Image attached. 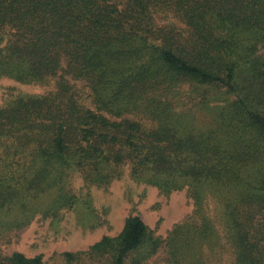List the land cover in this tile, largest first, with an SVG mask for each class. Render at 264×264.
<instances>
[{"label":"trees","instance_id":"obj_1","mask_svg":"<svg viewBox=\"0 0 264 264\" xmlns=\"http://www.w3.org/2000/svg\"><path fill=\"white\" fill-rule=\"evenodd\" d=\"M260 48L264 0H0V78H56L54 90L0 106V212L20 227L30 216L26 204L59 193L68 167L104 185L129 165L165 193L188 183L194 213L205 194L196 192L208 185L234 264H264ZM68 76L85 82L93 108ZM183 84L194 106L211 112L210 126L183 125ZM213 96L222 103L211 104ZM215 234L207 215L175 224L164 239L129 215L117 236L64 255L71 263L85 255L143 264L164 246L172 264H204L193 249L211 246ZM0 264L43 262L13 252Z\"/></svg>","mask_w":264,"mask_h":264},{"label":"rangeland","instance_id":"obj_2","mask_svg":"<svg viewBox=\"0 0 264 264\" xmlns=\"http://www.w3.org/2000/svg\"><path fill=\"white\" fill-rule=\"evenodd\" d=\"M172 21L181 26L174 19ZM259 53L263 54L264 48H260ZM61 67H65L64 62ZM67 78L80 93L82 102L93 108L85 82L69 76ZM55 82L56 78L43 83H22L1 77L0 106L16 96L46 94L54 90ZM188 89V84L180 88L184 92L178 107L186 112L183 125L201 128L210 126L213 122L211 112L200 106L195 107V100L188 97ZM221 103V96L211 98V104ZM136 173L129 165H124L107 184L95 185L85 183L80 171L68 167L61 180L57 179L59 184L62 181L64 183L62 190L59 193L52 191L39 199L32 197L31 202L26 204L29 219L20 227L11 225L12 213L0 212V258L21 252L27 257L40 255L43 264H109L105 259L88 262L85 255H82L81 261L71 263L64 253L84 252L103 236H117L129 215H138L155 236L163 239L175 224L207 215L215 226L218 240L212 238L211 246L202 243L199 250L195 248L199 244L192 243L191 248H195L193 255L203 254L204 264H234V254L226 241L219 217L220 206L216 199L207 195L210 191L208 185L196 192L205 194L203 211L194 213L196 205L188 183L179 182L169 193H165L155 185L151 175L141 171ZM59 194H62L61 200L57 202ZM54 207L55 211L51 212ZM217 242L222 245L220 248ZM168 256L163 246L143 264H172Z\"/></svg>","mask_w":264,"mask_h":264}]
</instances>
